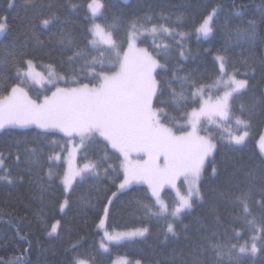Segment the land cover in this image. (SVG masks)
I'll return each instance as SVG.
<instances>
[{"label":"trees","instance_id":"1","mask_svg":"<svg viewBox=\"0 0 264 264\" xmlns=\"http://www.w3.org/2000/svg\"><path fill=\"white\" fill-rule=\"evenodd\" d=\"M89 1L0 0V19L6 18L7 25L0 36V97L14 84L23 87L37 103L50 96L53 86H30L20 80L19 72L27 60L37 67L50 64L73 83H97L96 74L115 69L95 65L93 75L81 76L103 51L102 59L109 58L105 48L89 44ZM101 4L97 21L112 32L120 53L127 49L133 22L137 28L156 25L187 33L143 35L138 41L162 66L153 73L157 83L153 108L163 110L162 123L183 121L198 106V98L192 95L194 88L208 85L220 75L216 56H224L227 72L249 82L248 88L230 101L231 119L241 116L244 106L243 118L249 127L240 130H246L248 136L243 144L234 145L224 140V131L212 128L216 147L201 175L203 199L194 200L193 209L174 220L168 214L149 212L145 206L152 211H158V206L145 184L132 183L117 191L124 178L121 157L97 136L83 143L76 163L95 162L99 175L76 178L66 196L61 183L65 165L53 156L65 152L67 137L36 125L0 129V264H73L74 258L109 264L115 256L143 264H264V247L259 242L255 255L237 256L240 244L248 241L250 247V237L261 235L247 222L255 218L256 227L264 224V204L257 203L264 199L260 192L264 187V151L257 143L264 130V0H101ZM213 11V32L207 38L198 37L194 30ZM44 19L51 22L44 25ZM239 30H254L255 39L238 37ZM62 32L71 35L72 46L60 42ZM186 76L188 80L182 79ZM162 188V196L172 207V188ZM249 189L250 214L236 199ZM65 197L68 203L61 212ZM105 205L110 209L107 215ZM101 220L108 229L147 227L148 232L101 251ZM55 221L59 222L58 230L49 235ZM169 222L176 235L167 233ZM216 243L227 246L221 257L211 247ZM232 244L237 245L231 251L236 259L230 260Z\"/></svg>","mask_w":264,"mask_h":264},{"label":"snow or ice","instance_id":"2","mask_svg":"<svg viewBox=\"0 0 264 264\" xmlns=\"http://www.w3.org/2000/svg\"><path fill=\"white\" fill-rule=\"evenodd\" d=\"M88 8L95 19L103 5L99 0H92ZM211 21L212 15L203 19L196 28L198 37L207 38L211 35L213 32ZM50 22V19L42 21L44 25H48ZM6 28V23L0 22V32H4ZM150 30L153 33L158 30L168 33L173 31L164 26H160V29H158L156 25H152ZM89 31L92 36L89 44L93 48L106 45L108 49L112 50L115 58L119 61L117 70L101 71L96 74L94 78L99 80L96 85L84 84L74 88L57 87L51 97L46 96L41 103L32 100L19 84L12 85L8 94L0 97V129L8 126L27 127L35 124L41 129H59L68 136L75 133L80 137L81 144L85 139L98 133L114 149H118L124 157L121 165L124 179L119 184V189L126 188L128 184L134 181H145L151 189L156 204L159 205V211H152L151 207L145 206L149 208V212L152 215L167 213L174 220H179L182 213L193 209L194 199H203L199 186L202 169L205 158L211 155L216 147L210 139L196 135L198 123L201 118H205L209 122H214L216 118L221 121H229L233 116L230 101L235 96L241 95L242 91L248 88L249 82L237 79L235 72L229 74L226 58L217 56L221 75L214 86L219 87L222 85L226 91L214 101L202 100L199 109L193 108L190 114L189 123L192 131L176 135L172 128L161 122L163 110L153 109V96L157 91V83L153 73L156 68L162 66L146 49L135 46V40L140 34L136 22L132 23L131 30L128 32V49L124 51L122 57L120 46L113 39L111 31H106L99 24H94ZM180 35L183 36L184 33ZM236 35L240 38L255 39L254 30L251 32L239 30ZM59 40L68 46L73 45V39L67 32H62ZM76 55H80V52H77ZM25 63L28 66V71L23 75L34 78L33 62L27 60ZM93 63H95V58H93ZM100 63L103 66V61ZM92 70L95 71L94 68ZM182 79L188 80V77ZM204 88L205 86H201L196 92H193V97L198 94L202 96ZM181 98L183 97L181 96ZM244 111V106L241 105V116L235 117L236 131L228 130L226 138L230 144L241 145L248 136L247 131L240 130L249 127V121L243 118ZM131 152L143 153L147 156V159L133 163L129 160ZM161 157L163 158L162 166L158 163ZM56 158L59 159V156L57 155ZM49 159H52V157ZM2 164L3 161H0V166ZM96 169L95 162L85 163L82 167L76 169H73L70 164L69 170L62 178L65 192L69 191L72 181L76 177L83 178L87 174L99 175ZM215 171V168H213V174H215ZM49 175H52L51 172ZM181 176L188 182L187 191L182 193L177 189L175 207L170 209L161 200L160 189L165 184L176 187V180ZM4 179L8 178L4 177ZM9 182H11L10 179ZM260 192L261 196L264 197V187L261 188ZM112 195L115 196L116 193ZM250 196L251 189L236 196V199L243 204L244 211L249 214L248 199ZM109 202L111 203V197ZM67 203L68 201L65 200L60 204L61 210L65 208ZM257 203L264 204V199L257 201ZM109 211L108 205H105V215ZM247 223L254 233H260L261 235L254 234L250 237V247L248 241L240 244L238 249L237 245L232 244L231 248L228 249L230 260L236 259L231 255L232 249H237V256L248 252L255 255L258 251V242L264 247V224L256 227L255 218ZM57 224L52 225L49 235L57 231ZM102 224L103 220H101ZM146 232H148L147 227L112 234L106 232L105 238L110 242H118L131 240L134 237H143ZM167 233L176 235L172 222L167 225ZM100 247L106 249L107 245L102 243ZM211 247L216 250L217 257H221L225 254L223 249L227 246L216 243L212 244ZM73 264H85V262L74 258ZM137 264H141V262L137 261ZM193 264H200V262L194 261Z\"/></svg>","mask_w":264,"mask_h":264},{"label":"rangeland","instance_id":"3","mask_svg":"<svg viewBox=\"0 0 264 264\" xmlns=\"http://www.w3.org/2000/svg\"><path fill=\"white\" fill-rule=\"evenodd\" d=\"M122 1H126V0H122ZM91 2H92V0L89 1V3H91ZM99 2L101 3V0H99ZM89 3H88V5H89ZM88 5H87V8H88ZM88 12H89V18L91 20L90 28L94 24L101 25L97 21V17L99 16L100 13L94 19L93 16H92V14H91V12H90V10H89V8H88ZM213 14H214V11L211 12V13H209L206 17H208L210 15H212V17H213ZM0 22L6 23L4 18H1L0 19ZM151 27L137 28L139 30V33H140L137 36L136 40H135V46L137 48L145 49V47L139 46V44H138V41H139L140 37H142L143 35H153V34H156V33H163V34H166V35H172V34H176L177 33L175 30L171 31L170 33L164 32L163 30H158L157 32L153 33L150 30ZM157 28L160 29V26H157ZM3 33L4 32H0V36ZM194 33L197 35L196 29L194 30ZM177 34L180 35L181 33H177ZM185 34H187V33H184V36H185ZM200 37L205 38L203 36H200ZM91 39H92V36H91L90 40ZM99 48H105L104 50H106V51L109 52V58L108 59H102L103 53L105 55V52L103 51V53L99 54L98 58L95 59V63H93V61H91L90 67H88L85 70V72L81 74V76H87V75L88 76H91V75H93V73H95L96 70L93 71L92 69L93 68L95 69V65L96 66H101V63H100L101 61H103V65H108V66L115 65V69L113 71L117 70V68L119 66V61L115 58V55L112 52V50H110V49L107 50V46L106 45H102ZM127 49H128V45H127ZM148 52L157 60V58L150 51H148ZM123 53L124 52L121 53V57L123 56ZM216 58H217V56H216ZM217 62H218L219 70H220L219 61L217 60ZM158 63H159V65H161L159 61H158ZM27 71H28V66L26 64V67L19 72L20 80L22 82H25L26 84H28L30 86H37V87H43L45 85H47V86H53V90L51 91L50 96H48V97H51L52 93L56 90L57 87H59V88H74V87H79V86L84 85V84H88V85L92 86V85H96V84L99 83V81L97 83H93V84L88 83V82L73 83L72 82L73 80H71L69 78H66L64 75L58 73L53 68L52 65L47 64V63H40L39 64V67H37L36 63L33 62V69H32V71H33V77L34 78H29L27 76H24L23 73H25ZM232 73L233 72H230L229 74H232ZM220 75H221V72H220ZM218 77L212 83H210L208 85H201V86H205V88H204V91H203L202 96L199 95V94L196 96V98H198V100H199L198 106L195 107L196 109H199L200 103H201L202 100H211V101H214L218 96H222L223 93H224V91H226V89L222 85H220L219 87L214 86L215 83H216V81H217V79H218ZM236 78L237 79H243V80H245L244 78H239L237 76H236ZM225 79H227V77H225ZM201 86H198V87L194 88V91L193 92H196L197 89H199ZM42 101L43 100L41 99L40 103ZM153 109L154 110H159L157 108H153ZM191 112H192V109L186 114L185 119L183 121H177V122H174L172 124H165V126H167L169 128H172L173 131L176 133V135H181L183 133H187V132L192 131L191 124L189 123V119H190ZM162 115H161V118H162ZM232 123H234L236 125L235 119H230L229 121H221L219 118H216V120L214 122H209L207 119L201 118V121L198 123L197 128H196V135H198L200 137H204V138L210 139L212 141V143L215 144V141L212 138V135H213L212 128H217V129H219L221 131H224V133H225L224 134V140H226L228 142V140L226 138L227 135H228V130H232L233 132H235L236 129H237V125L236 126H233ZM32 125H35V124H32ZM55 130L59 131L60 133L64 134L65 137H67V141H66V144L67 145H66L65 152L62 155L56 154V155L53 156V159L54 160H56V161L62 160L64 162V165H65L64 175H65V173L69 170L70 164H71V167L73 169L80 168V167L83 166V165L82 166H78L77 163H76L77 152H78V150L81 148V146L83 144H81L80 137L78 135H76L75 133H73L72 136H68L65 133L61 132L59 129H55ZM242 131H246V130H243L242 129ZM94 136H97L98 138L104 140L114 151H116L120 155L121 161L123 163L124 157L121 155V153L119 152L118 149H114L111 146V144L104 137H101L98 133L95 134ZM87 139H85L84 142ZM257 143H258V146L261 149V151H264V130H263L262 134L260 135ZM213 152H214V150H213ZM213 152L211 153V155H209L208 157L205 158L204 167H205V164L208 161V159L212 156ZM57 155L59 156V159L56 158ZM145 159H147V156H145L143 153L131 152L129 154V160L131 162H133V163H136L137 161H141L142 162ZM0 161H3L1 155H0ZM158 163L161 166L163 165V158L162 157L158 160ZM204 167H203V169H204ZM203 169H202V172H203ZM78 177H76V178H78ZM75 179H73L72 184L75 181ZM61 183H62L63 188H64V184L62 182V179H61ZM132 183H142V184H145L147 186L148 190L151 193V189L148 187V184L145 181H142V180L141 181H134ZM132 183L128 184L127 187L129 185H131ZM72 184H71V186H72ZM178 184H180V185H178ZM165 185H167V186H169V187L172 188L171 190L174 192L175 203H176V201H177V189H179L180 192H182V193H186L187 187H188V182L185 181V179H184L183 176H181V177H178L177 180H176V187H173L172 185H169V184H165ZM71 186H70V188H71ZM70 188H69V191H70ZM121 190H123V189H119V187H118V190L117 191H121ZM162 190H163V188L160 189V192H161V200H163L169 206L170 209L173 208V207H175V204L171 207L167 203V201L162 196ZM69 191L66 193L65 190H64L66 196L69 193ZM65 200H66V197L64 198V200L62 201V203ZM154 200H155V198H154ZM194 200H197V199H194ZM157 206H158V211H159V205H157ZM63 210H61V208H60V211L61 212ZM166 214L167 213L162 214V215H166ZM57 222L58 221H55L53 224H57ZM99 227H100V230H101L100 237H99V247H100V245L102 243H104V244L107 245V248L106 249L100 247V250L101 251H107L109 249V247H110L111 244H117V243H120V242L125 241V240H121V241H118V242L117 241H111V242L110 241H107V239L105 238V233L106 232L109 233V234H112V233H116V232H128V231H132V230H135V229H138V228H144V227H136V228L116 230V229H108V228H105L101 224L99 225ZM51 229H52V226H51L49 232L51 231ZM57 230H58V224H57ZM55 233H52L51 235H53ZM134 238H141V237H134ZM134 238H132V239H134ZM79 260L84 261L85 264H89V261L86 260V259H79ZM137 261L138 260H133L130 257H127V256H115L109 264H137ZM141 264H143V263L141 262Z\"/></svg>","mask_w":264,"mask_h":264}]
</instances>
